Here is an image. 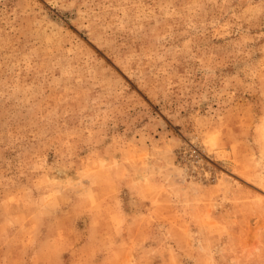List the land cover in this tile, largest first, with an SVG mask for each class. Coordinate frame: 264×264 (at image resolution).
<instances>
[{
  "label": "rangeland",
  "instance_id": "obj_1",
  "mask_svg": "<svg viewBox=\"0 0 264 264\" xmlns=\"http://www.w3.org/2000/svg\"><path fill=\"white\" fill-rule=\"evenodd\" d=\"M0 264H264V0H0Z\"/></svg>",
  "mask_w": 264,
  "mask_h": 264
}]
</instances>
